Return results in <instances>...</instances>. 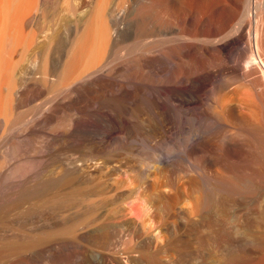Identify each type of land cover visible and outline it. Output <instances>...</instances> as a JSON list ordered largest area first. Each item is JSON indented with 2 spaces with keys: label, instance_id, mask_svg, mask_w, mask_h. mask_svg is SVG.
<instances>
[{
  "label": "bare ground",
  "instance_id": "6f19581e",
  "mask_svg": "<svg viewBox=\"0 0 264 264\" xmlns=\"http://www.w3.org/2000/svg\"><path fill=\"white\" fill-rule=\"evenodd\" d=\"M6 1L0 0V264H79L80 259L83 264H193L205 247L217 253L214 264H264V172L259 167L264 169V112L248 108L247 89L232 94L229 102L220 96L234 76L252 90L264 87V0H145L148 5L124 0L101 6L87 19L66 24L67 42L56 41L65 50L61 61L53 56L52 44L30 54L37 43H25L23 30L32 16ZM88 3L79 0L77 7ZM68 11L74 14L75 8L69 5ZM144 17L146 22L129 27L131 19ZM92 18L99 19L98 30L92 31ZM84 32L90 35L82 39ZM120 41L133 42L140 51L143 73L129 88L123 82L130 77L119 84L115 80L117 65L127 69L128 59L112 65ZM39 80L59 85L24 119L26 89ZM97 92L133 103V119L122 123L121 132L127 130L117 147L139 163L149 158L154 134L172 141L183 120H197L208 130L211 119L219 132L207 134L209 149L202 155H183L189 166L181 182L172 177L183 166L175 155L180 148L170 147L164 157L151 155L157 166L144 185H134L140 171L132 165L110 189L88 194L79 185L93 181L92 172L104 164L101 155L114 152L105 150L106 139L115 136L94 126L79 128L69 111L82 99L93 102ZM141 111L148 116L140 119ZM58 112L70 114L67 127L46 130ZM229 126L236 132L229 134ZM80 130L99 139L89 135L80 142L75 139ZM36 131L51 147L57 143L64 149L42 153L39 165L26 163L23 154L24 136ZM229 144L246 149V157L241 153L230 161ZM186 149L201 148L193 140ZM52 164L58 169L46 171ZM121 181L128 187L125 193L117 191ZM51 184L54 190L46 192ZM106 200L118 207L110 218L133 228L117 251L104 250L107 222L96 213ZM169 215L175 219L167 220Z\"/></svg>",
  "mask_w": 264,
  "mask_h": 264
},
{
  "label": "rangeland",
  "instance_id": "374dc122",
  "mask_svg": "<svg viewBox=\"0 0 264 264\" xmlns=\"http://www.w3.org/2000/svg\"><path fill=\"white\" fill-rule=\"evenodd\" d=\"M124 0H89L88 5L85 9H78L77 4L79 0H7L5 2L6 5L10 6L11 8L20 6L21 10L23 11V14L28 13L32 16V19L30 23L24 28L23 30V38L24 42L27 43L31 39L37 43V49L34 51H30V54L33 52H39L42 53L44 51V47L47 45L52 44V53L53 56L58 57L61 61L65 53L64 48L62 47L63 44L59 45L56 44L57 40H61L62 42H67L66 37V24L69 22L74 21H82L88 18L89 12L95 10L98 7L101 6H110V5H116L117 3L123 4ZM183 0H178L179 4H181ZM111 2V3H110ZM102 4V5H101ZM140 5H148L145 0H140L138 2ZM72 6L75 8V13L68 11V6ZM252 12V17H253ZM92 22L90 23L92 25V31L98 30L100 28V22L99 19L92 18ZM148 19L147 17H144L143 19H134L130 21L129 27L134 28L138 24V22L144 21L146 22ZM82 32L78 33L75 36L74 41L81 35ZM90 34L88 32H84L82 34V39L88 38ZM65 39V40H64ZM73 41V43H74ZM54 44V46H53ZM133 42H122L120 41L119 47L121 48L119 53H117L112 58V65H116L117 63L121 61L120 57H123L128 59L127 63L129 64L127 69H122L119 65H117V68H119L117 74H116V82L117 84L122 82V79L124 76L130 77V82L124 81V86L126 88L130 87V84L138 81L143 71L140 69L137 63V59L139 57L140 51L137 49ZM57 47V48H56ZM62 47V48H61ZM55 48V49H54ZM61 48V49H58ZM64 50V51H63ZM57 54V55H56ZM61 55V57H60ZM29 56V55H27ZM39 62L42 63L43 59H39ZM126 63V64H127ZM120 74V75H119ZM149 76L151 78H156V75L154 73H150ZM80 82H75L74 84H79ZM58 83L56 82H47V81H35V83L31 86H28L26 89V98L22 105V112L24 119L30 118L36 110V106L41 102L47 95H49L54 89L58 87ZM248 85V82L243 81L242 79L234 76L230 80V85L227 88H223L220 91V96L222 99H228L229 97L236 93V92H244L246 89L248 92L247 99H248V108H254L261 109L264 112V87L262 85H256L253 90ZM118 88V85L115 86V90ZM259 88V91H258ZM42 89L43 92L37 94L36 90ZM257 89V90H256ZM233 91V92H232ZM228 92V93H226ZM230 94V95H229ZM95 97V100H93V104L89 103L86 99H82L79 102L75 103V108L70 110L69 113L71 116L76 119V123L79 126V128H87L88 126H94L101 129L106 130L109 132V135L115 136L114 138H107V143L105 145V150L107 151H114L109 154L101 155L102 159L101 161L104 162L102 167L99 169V171H93V181L87 180L85 183H81L79 187H82L83 191H86L88 194L92 193L93 189H96L99 191L100 187H104L106 190L110 189L109 186L111 184H114V180H123L126 175L124 174V171L127 169V167H132V165L135 166V171H140L138 181L134 183V185H144L145 182L148 179H151L149 176V172L152 171L153 166H157V163H154L151 155L157 154L159 156L164 157V152L171 148H177L180 149L175 150V155L179 160V163L182 166V168L178 167L175 169L172 173L173 178H178V180L181 182L184 179H186V168H188L189 164L188 162L183 158V155L185 154L186 157L194 159L198 156L202 155L207 151L206 146L204 147V143L207 140V134L209 133H217L219 132V128H216L213 124V121L211 119H207L206 122L210 124L209 129H205L201 123H199L197 120L189 121L188 119L182 121V129L180 130V134L178 136H171L174 137L172 141H162L159 138V135L154 134L150 138V154H147L149 158L144 163L137 162V159L133 157H129L123 153V151L117 147V145L120 146V142L118 139L122 140V143L124 142V132H121V125L124 122L125 126H127L126 121L132 120L133 118L130 115V111L134 109V105L132 102H127L126 100L122 101L119 99V97L116 96L115 93L108 92V93H101L97 92L93 94ZM251 95V96H250ZM31 96V97H30ZM249 96V97H248ZM251 98V99H250ZM253 98V101H252ZM258 101V102H254ZM254 102V103H253ZM257 103V104H256ZM70 114L60 113L58 112L54 116V120L49 122L46 125V130H63L66 128V123L70 117ZM140 119L146 118L148 114L145 111H141L140 113ZM227 132L229 134L236 132L233 126L227 127ZM76 136V140L78 141H84L82 139L89 140V135H92L96 139H99V136H97L92 131L88 135L83 130H80ZM172 135V134H171ZM25 139H23V154H24V160L26 163H34L35 165H39L41 162L40 155L44 152L49 151L51 148L56 149L58 151H63L61 146H59L57 143L51 147V145L48 144V140L46 139L45 135L42 132L36 131L34 133H31L29 135L24 136ZM196 140L200 144V150L199 151H191L187 152L186 145ZM87 150V147H82ZM228 155L230 161H237L239 158V155L241 153H244V156L247 155V150L243 149L240 146H236L234 144H229L228 147ZM146 156V154H145ZM46 165V164H45ZM57 164H52L46 166V171H56L58 167H56ZM210 167V166H209ZM219 167V166H218ZM260 169L264 172L263 166L260 163L259 165ZM133 174V172H131ZM191 174V173H190ZM264 175V173H263ZM238 175L235 178H239ZM95 184V185H94ZM97 184H100V186H97ZM132 185V187L134 186ZM261 185H264V177L261 180ZM94 186V188H93ZM55 185L51 184L49 186H46V192H50L54 190ZM258 189V188H256ZM128 190V187L125 185L124 182L121 181V184L117 191L120 193H125ZM260 191V190H259ZM94 201L98 200V196H92L91 197ZM132 197L131 199H133ZM106 199V198H105ZM241 204H243V201H245L242 198L237 199ZM181 204V203H180ZM183 204V203H182ZM181 204V205H182ZM97 206V204H96ZM118 210L117 203H113L112 200H106L104 203L99 204L98 209L96 208V213L102 216V218L107 222L106 225V239L104 240V250L106 252L110 251H117L121 247H123V243L130 238L131 232H132V224L129 222H123L122 220H116L114 218H110L112 216L116 215V212ZM110 218V219H109ZM167 220L175 219L172 215L166 216ZM203 228L199 227L198 231H201ZM81 245H85L84 241L79 240L78 241ZM196 245L192 244V246L188 247V249L193 250ZM103 252V251H102ZM208 253V248L205 247L203 249L202 254H198L194 256L192 263L193 264H214V258H216L217 253L213 252L211 254ZM159 255L161 257H164L165 253L160 252ZM167 259V258H163ZM79 264H83L82 260L80 259Z\"/></svg>",
  "mask_w": 264,
  "mask_h": 264
}]
</instances>
